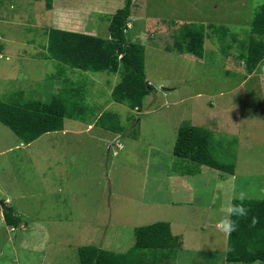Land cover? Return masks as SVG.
<instances>
[{"label": "rangeland", "instance_id": "374dc122", "mask_svg": "<svg viewBox=\"0 0 264 264\" xmlns=\"http://www.w3.org/2000/svg\"><path fill=\"white\" fill-rule=\"evenodd\" d=\"M125 2L54 0L48 11L45 1L0 0V102L79 90L89 107L84 123L66 119L65 133L30 145L0 123V200L23 221L14 230L0 212V264H80L87 246L126 254L136 229L157 223L182 243L164 264H228L217 222L240 192L264 199V61L247 75L240 59L264 0H134L127 37L145 46L153 87L140 112L112 101L118 74L43 59L50 30L107 38ZM194 24L205 28L202 59L174 47L175 33ZM104 112L119 117L124 134L96 126ZM182 126L208 131L213 156L235 175L176 157ZM153 253L139 251L135 264H152Z\"/></svg>", "mask_w": 264, "mask_h": 264}, {"label": "trees", "instance_id": "16d2710c", "mask_svg": "<svg viewBox=\"0 0 264 264\" xmlns=\"http://www.w3.org/2000/svg\"><path fill=\"white\" fill-rule=\"evenodd\" d=\"M38 1H45L47 10H52L54 0ZM133 2L134 0H126L125 6L112 16L107 38L61 29L50 30L47 33L48 45L43 59L53 60L73 70L118 74L120 82L111 93L112 101L126 104L131 110L140 112L144 99L152 93L153 87L147 81L145 72V46L132 43L127 37ZM205 36L203 26L184 25L174 35V47L180 54L202 59ZM263 39L264 5L254 15L247 50L240 55L247 75L254 74L264 61ZM3 51L4 46L0 41V55ZM82 93L79 90L70 91L68 97L67 93H60L48 102L26 99L24 92L16 93L10 102H0V123L9 128L23 144L30 145L46 134L63 131L66 119L79 120L82 118L81 114H88L89 107L84 102L85 96ZM96 126L117 135L125 133L119 117L112 113L104 112ZM136 134L137 131H133L131 136L137 138ZM211 141L208 131L182 126L177 134L174 155L197 165L198 170L208 167L234 176V165L223 164L213 156ZM239 203V199L232 201V205ZM243 203L249 213L247 217L237 221V231L227 236L226 262L254 264L256 260H260L264 264V199L244 200ZM0 212L3 213L7 227L14 230L21 228L22 218L16 215L5 200H0ZM253 217L259 221L254 227L251 226ZM232 219L237 218L233 216ZM135 237V248L126 254H117L95 246L81 247L78 250L80 264H135L139 251L144 250L161 253H153L151 261L156 264L159 255L169 257L170 253H177L182 248L179 237H174L171 226L167 223L138 228Z\"/></svg>", "mask_w": 264, "mask_h": 264}, {"label": "clouds", "instance_id": "9594fccd", "mask_svg": "<svg viewBox=\"0 0 264 264\" xmlns=\"http://www.w3.org/2000/svg\"><path fill=\"white\" fill-rule=\"evenodd\" d=\"M128 29L130 26L128 24ZM247 198L246 193L240 192L237 199L241 201L239 204L230 205L227 208L226 214L221 217V219L217 222L218 230L222 231L226 235H231L233 232L237 231L238 223L237 221L241 218H245L248 216L249 209L245 207L243 201ZM235 216L237 219L233 220L232 217ZM258 219L256 217L252 218L251 226H255L258 223ZM254 264H261L260 260H256Z\"/></svg>", "mask_w": 264, "mask_h": 264}, {"label": "crops", "instance_id": "0c3cea01", "mask_svg": "<svg viewBox=\"0 0 264 264\" xmlns=\"http://www.w3.org/2000/svg\"><path fill=\"white\" fill-rule=\"evenodd\" d=\"M82 115V118H81V120L83 121V123L85 122V120H84V116H86L87 114L86 113H83V114H81ZM100 118V116H97V118H96V120H95V124H96V122H97V120ZM67 120H69L71 123L69 124V126L70 127H72V122H78L79 120H75V119H67ZM66 121V120H65ZM70 129V128H69ZM89 129H92V126L89 124ZM67 130L65 129V124H64V130L63 131H61L62 133H65ZM111 133V132H110ZM117 135V134H116ZM208 168V167H207ZM210 169V168H209ZM213 170V169H212ZM213 172H215V173H217L218 174V172H216L215 170H213ZM211 176L213 177V174H211ZM183 183H186L184 180L182 181ZM228 236V235H227ZM227 249V248H226ZM180 251V250H179ZM178 251V252H179ZM177 252V253H178ZM183 252H185V250H183L181 253H183ZM159 254H161V253H159ZM180 255L181 254H179V255H177V257H180ZM167 257H168V255L167 256H162V255H159V259H156V264H164V258L165 259H167ZM179 261V260H178ZM197 262H199V263H201L200 261H197ZM176 262L175 261H172L171 262V264H175Z\"/></svg>", "mask_w": 264, "mask_h": 264}]
</instances>
